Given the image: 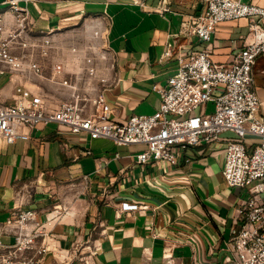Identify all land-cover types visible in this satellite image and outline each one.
<instances>
[{"label": "crops", "instance_id": "1", "mask_svg": "<svg viewBox=\"0 0 264 264\" xmlns=\"http://www.w3.org/2000/svg\"><path fill=\"white\" fill-rule=\"evenodd\" d=\"M164 1L140 6L134 0H32L27 7L33 34L51 31L55 42L66 45L108 26L114 68L101 72L107 80L96 82V94L104 90L112 119L123 122L133 114H153L160 102L157 88L177 70L176 56L201 49L196 36L181 33V23L202 5ZM243 1L264 7V0ZM162 6L168 9L160 11ZM247 35L245 19L219 23L211 58L229 62ZM52 60L44 62L46 77ZM18 84L43 94L51 106L56 104L49 98L70 99L65 86L7 72L0 75V100L12 103ZM254 90L264 116L263 75H257ZM224 147L223 139L176 146L178 164L170 167L138 163L144 145L91 139L55 123L32 130L29 140L0 139V223L18 206L35 210L27 231L43 233L37 243L49 248L44 264H232L228 242L239 228L246 194L223 179ZM123 202L137 209L121 210ZM6 229L3 240L9 243L14 229Z\"/></svg>", "mask_w": 264, "mask_h": 264}, {"label": "built area", "instance_id": "2", "mask_svg": "<svg viewBox=\"0 0 264 264\" xmlns=\"http://www.w3.org/2000/svg\"><path fill=\"white\" fill-rule=\"evenodd\" d=\"M30 1H2L0 75L16 72L45 78L69 88L70 99L51 106L43 94L16 85L12 103L0 100V139L8 144L29 140L32 130L55 123L72 134H86L91 139H110L116 145H144L145 149L136 155L138 163L170 167L178 164L176 146L186 148L223 139V179L229 186L244 189L246 194L238 208L239 228L228 242L230 262L264 264V116L254 90V66L264 56V7L243 0H195L202 9L181 23V33L196 36L201 49L176 56L177 70L164 87L157 88L160 102L153 114H133L120 122L112 119L104 90L93 98L89 96V107L78 86L83 83V88L94 89L96 82L106 83L101 72L114 68L108 26L95 28L81 43H55L51 31L32 33L27 7ZM144 2L134 0L140 6ZM167 9L162 6L159 10ZM238 19L247 20L245 42L229 62L213 61L211 41L216 26ZM49 58L53 60L46 77L44 62ZM208 102L213 103L212 110L207 109ZM227 132L232 136L222 138ZM120 209L133 210L137 205L123 202ZM35 218V210L18 206L0 223V264H44L49 248L43 240L37 243L43 233L27 231ZM8 227L14 229L9 243L3 240Z\"/></svg>", "mask_w": 264, "mask_h": 264}, {"label": "rangeland", "instance_id": "3", "mask_svg": "<svg viewBox=\"0 0 264 264\" xmlns=\"http://www.w3.org/2000/svg\"><path fill=\"white\" fill-rule=\"evenodd\" d=\"M73 42H80L81 43V41H79V40H76V41H73ZM55 43H59V42H55ZM212 59L215 62H219L220 61L219 58H218V56L216 54L212 56ZM260 61H263V60L262 59L258 60L256 62V64H255V66H254V76H255V79H256L257 75H258V77L259 76H262V75L264 76V72H262L264 70V66L262 67V70H261L260 67H257V63L260 62ZM36 83H39V82H36ZM39 84H41V83H39ZM78 86L81 87L80 88L81 89V92L86 95V99L84 100V103L86 104L87 102H90L89 96L91 97L93 94L94 95L96 94V88H94V89H85V88L82 87L83 86V83H79ZM49 101H52L54 104H58V103L62 102L63 100H61L59 98L58 99L57 98H55V99L54 98H49ZM206 107H207L208 110H212L213 109V103L212 102H208L206 104Z\"/></svg>", "mask_w": 264, "mask_h": 264}]
</instances>
